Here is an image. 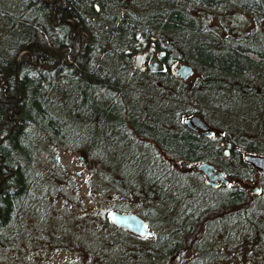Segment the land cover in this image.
<instances>
[{
    "label": "trees",
    "instance_id": "trees-1",
    "mask_svg": "<svg viewBox=\"0 0 264 264\" xmlns=\"http://www.w3.org/2000/svg\"><path fill=\"white\" fill-rule=\"evenodd\" d=\"M230 10L223 34L200 15ZM243 15L252 22L248 32ZM262 20L263 0H0V246L41 241L76 251L87 264H110L109 251L122 245L132 248L130 261L153 264L192 243L198 257L211 259L202 238L216 230L213 221L231 241L236 224L238 239L264 253V222L245 208L248 186L260 183L258 195L264 194V173L254 177L242 160L245 153L264 155V117L247 105L252 113L242 109L241 120L249 131L231 133L206 117L220 104L200 102L245 100L264 112ZM150 48L163 53V71L134 66V56ZM180 63L197 74L194 82L171 73ZM243 78L255 82L246 86ZM192 114L221 132L227 158L214 139L182 124L180 117ZM56 149L81 152L92 164L87 180L94 197L109 191L112 211L139 213L153 241L128 243L132 236L105 214H57L46 199L66 197L70 182ZM220 160L233 164L220 166L229 182L202 209L188 175L202 190L216 188L189 166Z\"/></svg>",
    "mask_w": 264,
    "mask_h": 264
},
{
    "label": "rangeland",
    "instance_id": "rangeland-1",
    "mask_svg": "<svg viewBox=\"0 0 264 264\" xmlns=\"http://www.w3.org/2000/svg\"><path fill=\"white\" fill-rule=\"evenodd\" d=\"M234 1L237 2L238 0ZM234 13L235 10L227 11L224 15L213 13L209 14L204 11H201L200 15L203 18L206 17V20L210 22V25L215 27L221 34H223V30L230 26L229 20L232 19V15ZM243 17L244 26L242 29L244 30V32H248L252 30L251 19L246 15H243ZM260 31L264 34V20H262ZM143 57L146 62H148L151 58V54H143ZM180 64H176V67ZM142 65H146V63ZM172 70L173 69H171V71ZM191 70V76H189L185 80L188 84L194 82L197 78V74L192 68ZM177 78L179 77L177 76ZM253 81L254 80H252L251 78L239 79V83L246 86L251 85ZM259 81L260 80H257L258 84ZM211 99L212 97L210 99H200V102L204 104L219 103L220 106L218 107L221 112H207L206 117L213 123L220 124L219 126H226L230 128L229 131L231 133H238L239 131H241V129H248L249 125L245 121L241 120L243 111L248 110L250 113H252V109L250 108V106L247 105L256 107L258 111V113L256 114L259 117H264V112H260L259 107L252 103L246 102L245 100L241 103H233L229 100L221 101ZM230 109L231 111H229V114H226V112L224 114L222 112ZM187 116L188 115L181 116L180 120ZM209 126L211 130L220 132L217 128L211 125ZM228 138H230V136H228ZM225 140L227 139L225 138ZM226 145H228V140ZM55 154L61 168L65 172V175L69 177L68 181L70 182V188L66 187L68 189L66 197H62L60 194H54L46 199V201H48V204L52 206V209L59 215H66L69 213L70 218H76L80 214H88L89 216L93 214L103 215L106 214L108 211H112L110 209V200L112 198V194L108 191L96 198L94 197L89 188L87 180V171L88 168L92 165L90 164L89 160L86 159V157L82 155L79 151H66L56 149ZM218 163L219 165H213L217 170H220V166H233L232 163H224L221 160ZM109 164L113 165L114 162L111 161ZM200 175L201 182L203 181L204 183L205 178L202 174ZM253 176L257 178L259 174L257 176L253 174ZM188 179H190L191 186L197 189L195 195L196 198L194 202L197 205L201 206L202 209H205L207 206L213 204L219 198V196H221V189H216L214 191H205L204 189L202 190V188L198 187L200 180H197L196 178L192 177V174L188 175ZM59 184L62 186L61 183ZM252 187H256L258 189L261 188L260 183H257L256 186H248L246 190L249 192L251 191ZM133 200L135 201L136 199ZM138 205L142 204L138 203ZM247 205L248 206H246L245 208L258 212L260 222H264V194H259L252 197L250 199V203H248ZM151 207L152 206H149L150 209ZM236 210L237 208L234 210V212ZM136 215L141 217L139 213ZM141 218L143 219V217ZM143 220L145 221V219ZM211 224L215 226L216 230L211 231V235L209 236L203 234L204 237L202 238V241H205V243H207L208 249L212 251L210 252L211 259L207 257V255L209 254H207L204 258L198 257L194 249L191 248L192 243H189V249L180 251L179 253L177 252V254L174 255L172 258L167 257L165 261L156 260L153 264H264L263 250H252L248 244H246L242 240H239L237 233L239 232V227L236 224H232L231 228H229L232 231H236L235 236H233V241H231L232 234L228 235L227 232L220 231L219 229H217L219 225L218 223L212 221ZM61 228L64 230L66 226L64 225ZM79 234L80 233H74V235L76 236L75 238H79ZM201 234L202 232L197 234V237L200 238ZM129 235L132 237L127 240L128 243H136V240L133 237L137 236H134L130 233ZM147 241H153V237H149ZM129 251H132V248L127 246L123 248L122 245L119 246L116 250L114 249L113 251H109L108 255L110 264H138V260H136L135 258H131V261L127 258V253ZM88 261L89 260L86 259V256L80 255L76 251L62 249L58 246L54 247L51 244H47L41 241L32 240L28 244L20 245L18 249H15V246H0V264H87Z\"/></svg>",
    "mask_w": 264,
    "mask_h": 264
},
{
    "label": "water",
    "instance_id": "water-1",
    "mask_svg": "<svg viewBox=\"0 0 264 264\" xmlns=\"http://www.w3.org/2000/svg\"><path fill=\"white\" fill-rule=\"evenodd\" d=\"M149 40H153L152 37H149ZM151 58L147 62L146 65H142L143 63V54H136L133 58V64L135 67L139 68L143 71L147 68L153 72H161L163 71L162 63L156 58V54L153 48H150ZM158 56H162L163 53L159 52ZM171 72L178 76L181 80H186L192 74V70L190 66L186 64H180L176 67L175 64H172ZM182 124L186 128H196L201 131V135L204 137H211L215 134L214 131L210 130L205 122H203L197 115H190L187 118L182 120ZM226 155V151L223 152ZM242 160L248 163L257 173H264V155H250L243 154ZM181 168H185V164L183 162L179 163ZM190 169H194L200 172L204 179V185L215 189L218 186H226L229 180L223 175L220 170L215 169V167L206 162H202L196 165H190ZM233 182V181H232ZM258 189L256 187H252L251 191L248 192V195L257 194ZM106 220L108 223L114 228L121 229L127 233H130L137 237H149L151 232L148 228L147 223L138 215L133 213H121L117 211H108L105 214ZM141 225H147V228H142Z\"/></svg>",
    "mask_w": 264,
    "mask_h": 264
},
{
    "label": "flooded vegetation",
    "instance_id": "flooded-vegetation-1",
    "mask_svg": "<svg viewBox=\"0 0 264 264\" xmlns=\"http://www.w3.org/2000/svg\"><path fill=\"white\" fill-rule=\"evenodd\" d=\"M156 58L159 60V58H158V55H156ZM147 64V62H146V60L144 59V57H143V63L142 64ZM172 73V72H171ZM192 115H195V114H192ZM190 115H188L187 117H189ZM198 116V115H197ZM187 117H184V118H187ZM199 117V116H198ZM184 118H182L181 119V122H182V120L184 119ZM203 122H205V120H203L201 117H199ZM206 123V125L208 126V128L210 129V126L207 124V122H205ZM188 129H190L191 131H193V132H195V133H197V134H199L200 136H202L201 135V131L200 130H198V129H196V128H194V127H192V128H188ZM211 130V129H210ZM213 131V130H212ZM215 132V134L213 135V136H211V137H204V136H202V137H204V138H206V139H214L215 140V144H218V146H219V148H220V155H221V157H223V158H227L228 157V155H229V150H228V148H226L224 145H223V142H218V138L220 137V135H221V133L220 132H217V131H214ZM211 141V140H210ZM224 151H226V155H224L223 154V152ZM257 173V172H256ZM258 174V173H257ZM224 175V174H223ZM217 189V188H216ZM258 189V188H257ZM258 192H259V189H258ZM256 195H258V193L257 194H252L251 196H250V198L251 197H253V196H256Z\"/></svg>",
    "mask_w": 264,
    "mask_h": 264
},
{
    "label": "snow or ice",
    "instance_id": "snow-or-ice-1",
    "mask_svg": "<svg viewBox=\"0 0 264 264\" xmlns=\"http://www.w3.org/2000/svg\"><path fill=\"white\" fill-rule=\"evenodd\" d=\"M141 227L146 229L147 228V225H141Z\"/></svg>",
    "mask_w": 264,
    "mask_h": 264
}]
</instances>
